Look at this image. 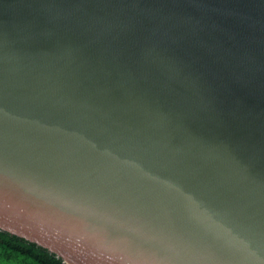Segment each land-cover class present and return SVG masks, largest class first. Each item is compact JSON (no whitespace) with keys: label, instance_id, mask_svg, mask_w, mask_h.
<instances>
[{"label":"water","instance_id":"obj_1","mask_svg":"<svg viewBox=\"0 0 264 264\" xmlns=\"http://www.w3.org/2000/svg\"><path fill=\"white\" fill-rule=\"evenodd\" d=\"M0 231L264 264V0H0Z\"/></svg>","mask_w":264,"mask_h":264},{"label":"trees","instance_id":"obj_2","mask_svg":"<svg viewBox=\"0 0 264 264\" xmlns=\"http://www.w3.org/2000/svg\"><path fill=\"white\" fill-rule=\"evenodd\" d=\"M0 264H63L47 249L0 231Z\"/></svg>","mask_w":264,"mask_h":264}]
</instances>
